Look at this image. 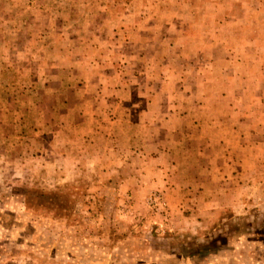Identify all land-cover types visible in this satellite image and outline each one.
Listing matches in <instances>:
<instances>
[{
	"label": "rangeland",
	"instance_id": "obj_1",
	"mask_svg": "<svg viewBox=\"0 0 264 264\" xmlns=\"http://www.w3.org/2000/svg\"><path fill=\"white\" fill-rule=\"evenodd\" d=\"M181 3L191 0H0V264H264V186L205 208L176 187L175 162L190 152L174 153L165 183L162 156L126 131L140 126L126 121L131 102L156 100L157 54L174 52L162 40ZM187 39L176 47L194 50Z\"/></svg>",
	"mask_w": 264,
	"mask_h": 264
},
{
	"label": "crops",
	"instance_id": "obj_2",
	"mask_svg": "<svg viewBox=\"0 0 264 264\" xmlns=\"http://www.w3.org/2000/svg\"><path fill=\"white\" fill-rule=\"evenodd\" d=\"M228 4L216 0L200 4L191 0L188 6L178 4L180 20L168 25L174 33L166 32L168 38L164 36L162 40L174 52L157 54L162 64L155 73L160 76L153 90L156 100L149 96L146 101L131 102L129 119L126 120L140 124L136 126V132L135 126H127L126 131L142 140L141 149L146 153L145 148L152 147V152L162 156L160 170L163 168L165 183L170 181L167 171L174 167V153L190 152L184 161L175 162L176 187L191 191L190 195L198 194L200 204L212 209L215 208L213 205L226 203L236 190L264 186V17H258L264 12V5L258 2L241 5L240 0ZM228 11L241 15H237V21L224 18L216 23L208 20L220 17L216 13H223L222 18L226 17ZM198 12L207 20H199ZM183 18L191 22H184ZM243 21L249 26L246 30L250 35L228 37L226 28ZM171 33L177 37L175 40ZM183 34L186 37H182ZM183 38H189L187 42L194 46V50L188 52L186 45L181 44L176 47ZM134 57L147 58L144 53ZM172 58L181 61L180 68L172 69L169 64ZM186 60L200 61L205 68L188 66ZM139 74L148 76L150 71L142 69ZM188 76L192 77L189 82ZM196 76L204 79L200 85L194 78ZM145 87L147 84H143L144 90ZM134 107L139 109L138 112L133 110ZM151 109L159 112L151 114ZM150 120L158 125L155 132L160 141L157 144H149L152 135L147 125ZM119 122L116 118L111 123ZM96 128L95 134H106L103 129ZM112 136L116 135L112 134L111 139ZM88 137L87 133H82V144L89 142ZM194 171L198 172L197 178ZM180 172L183 175H179Z\"/></svg>",
	"mask_w": 264,
	"mask_h": 264
}]
</instances>
